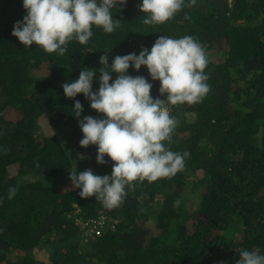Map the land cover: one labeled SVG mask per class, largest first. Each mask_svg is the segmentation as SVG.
Here are the masks:
<instances>
[{
    "label": "trees",
    "instance_id": "1",
    "mask_svg": "<svg viewBox=\"0 0 264 264\" xmlns=\"http://www.w3.org/2000/svg\"><path fill=\"white\" fill-rule=\"evenodd\" d=\"M141 2L111 9L118 28L109 34L93 26L87 44L72 40L60 55L23 46L11 34L27 14L23 0H0V264H236L242 250L264 255V0H185L173 18L152 25L143 22ZM161 35L191 36L202 45L210 91L199 103L167 106L178 124L165 146L189 154L183 170L135 182L109 210L60 184L86 160L96 175L112 169L107 156L97 163L95 145L79 144V120L103 114L82 93L65 97L62 85L81 70H96L97 91L105 50L110 65L117 55L150 50ZM126 74L143 76L152 97L166 99L146 66H130ZM76 100L83 106L79 118L72 112ZM63 123L67 132L58 136ZM199 172L198 197L188 206L184 191ZM99 212L110 221L84 242L75 219Z\"/></svg>",
    "mask_w": 264,
    "mask_h": 264
},
{
    "label": "clouds",
    "instance_id": "2",
    "mask_svg": "<svg viewBox=\"0 0 264 264\" xmlns=\"http://www.w3.org/2000/svg\"><path fill=\"white\" fill-rule=\"evenodd\" d=\"M126 0H23L26 15L13 25L12 35L25 47L33 44L46 53L63 55L70 41L87 44L92 27L112 33L118 28L110 11L120 8ZM195 5L196 0H189ZM185 0H142L138 5L147 17V25L162 24L173 18ZM108 51L99 58V88L92 90L96 70H81L74 82L62 85L67 98L83 94L91 109L103 118L84 116L79 120L83 138L81 147L96 146V161L104 164L105 156L112 162L111 174L96 175L92 170L69 172L73 188H79L81 198L95 197L109 210L119 207L127 195L126 188L135 182L149 183L170 178L182 171L187 152L169 150L177 120L170 115L168 105L202 101L210 91L205 68L208 58L202 45L191 36L173 39L159 36L150 50L142 48L139 54L117 55L108 64ZM146 66L152 80L159 81L158 92L166 99L153 98V85L143 76L127 75L131 66L139 71ZM110 72L117 74L112 80ZM110 80L112 82L110 83ZM83 106L74 102L73 114L79 118ZM16 188L9 189L8 198L15 196ZM236 264H264L259 250H242Z\"/></svg>",
    "mask_w": 264,
    "mask_h": 264
},
{
    "label": "rangeland",
    "instance_id": "3",
    "mask_svg": "<svg viewBox=\"0 0 264 264\" xmlns=\"http://www.w3.org/2000/svg\"><path fill=\"white\" fill-rule=\"evenodd\" d=\"M40 125H43V124L40 123ZM66 126L67 125L65 123L58 125V127H56V129L54 131L55 134L58 136L65 134L67 132L66 129H68ZM45 133L50 135L53 132H51L50 129H47L45 127ZM73 157H74V155H73ZM78 157H80V155L76 154L77 159H78ZM82 158L84 160L83 156H82ZM77 159H76V161H77ZM74 162H75V158H74ZM87 164H88L87 160L84 162H80L79 164L74 165V168H72L71 171H69V172L76 170V172L79 173V172L88 170L89 166H87ZM69 172L67 173V175L63 176V179L61 180L60 184L66 188H73L72 187V181L69 179ZM201 175H202L201 172H199V173L195 174L194 176H192L189 179L188 184L185 188L184 194L187 198L186 200H187L188 206H193V204L197 200L198 189L196 187V182L201 177ZM77 219H78V217H77ZM40 258H43V256L40 255Z\"/></svg>",
    "mask_w": 264,
    "mask_h": 264
},
{
    "label": "built area",
    "instance_id": "4",
    "mask_svg": "<svg viewBox=\"0 0 264 264\" xmlns=\"http://www.w3.org/2000/svg\"><path fill=\"white\" fill-rule=\"evenodd\" d=\"M75 221L83 226V241L87 242L93 235L100 234L108 225L110 220L104 213L99 212L96 217L89 218L87 220H82L78 217Z\"/></svg>",
    "mask_w": 264,
    "mask_h": 264
}]
</instances>
